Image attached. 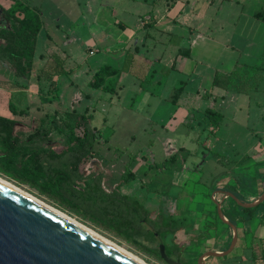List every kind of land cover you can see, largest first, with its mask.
Returning a JSON list of instances; mask_svg holds the SVG:
<instances>
[{
    "label": "rangeland",
    "instance_id": "1",
    "mask_svg": "<svg viewBox=\"0 0 264 264\" xmlns=\"http://www.w3.org/2000/svg\"><path fill=\"white\" fill-rule=\"evenodd\" d=\"M26 1L31 5L40 7L44 21V28L36 42L34 68L38 69L42 64V60L39 58L40 54H42L43 58L46 57L48 50H53L55 55L64 59L66 67L72 69L68 74L58 79L56 99L52 103H46L44 112L53 113L54 111L74 110L82 114L87 111L92 116L91 125L102 129L104 137L108 138L107 143L95 145V150L98 154L92 162V165L99 166L98 169L101 167L108 171V187L112 186L116 180L119 181L121 173L125 171L133 172L136 175V179L130 181L123 188L125 194L133 197L142 205L146 201L155 203L153 207L149 206L153 210L149 209V207L148 210L156 212L162 221L168 222L172 220L175 224L185 222L189 225L190 212H194V185L187 184L178 194L173 188L157 186L155 182L149 186L150 176L147 173L149 172L153 175H151V178L158 176L156 164L161 163L168 154L183 146L184 150L177 154L178 163L176 166L180 164L179 160L190 156L187 164L191 167V161L194 163L193 154L197 152V158H200V161L205 158L208 162L203 167L200 178L209 184L213 179L212 174L209 172L211 171V166L219 161V157L216 155L236 162L241 156L249 154L257 140L253 136L255 132L264 133V120L262 119L264 110L258 109V106L253 105L255 98L258 101L264 99L263 95L260 98L258 96L264 90V77L259 84V94L256 95L255 93V95L249 96L250 106L245 107L246 109L242 108L236 114L233 113V106L224 109V119L216 135L207 132V121L194 120V111L193 115H190L191 120L185 122L178 115V112L175 122L172 121L170 125L164 126L168 121V117L174 114L175 107L172 105L170 107L168 105L159 107L158 104L165 99L169 102L168 98L174 90L178 89L180 82H185V74L188 73H166L165 71L162 74L163 79L161 78L159 83H157V81L152 80L146 74L148 71L146 69L149 68L150 70V67H146V65L138 61L134 65L132 72H123L119 78L111 79L116 87V91L113 94L101 90H93L87 86L90 76L89 70L97 69L103 65H109L115 69L122 68L124 57H121L115 51H110L109 48L105 49L104 43L108 44V41H116L119 38L125 39L130 32H134V26L139 23L141 16L149 10L146 2L151 3L152 0H146V2L145 0ZM195 2H198V0ZM199 6L198 4V8H200ZM248 9L249 7L245 8V10ZM240 11V7L234 4L219 5L216 2L212 7L208 8L206 16L199 25L198 21H195L197 23H194V28L200 29L199 27H201L203 30L207 28V33L205 34L223 40L228 33H231L233 29L235 30L236 20ZM118 23H121L122 26H119ZM189 26H193L192 21L186 23V27ZM176 32L184 35V31L179 27H177ZM155 37L158 38L157 35ZM174 45V42L164 45L165 48L167 47L164 57L165 65H168V61L173 58L169 54ZM213 55L210 56L209 67L215 64V61L212 60ZM205 57L207 58V55ZM164 64L158 67L154 66V69L159 71ZM220 66L221 62L219 61L216 67L220 68ZM223 67L226 68L227 65ZM144 70L145 72H143ZM1 72L7 75V79H11V76L6 72ZM8 83L14 84L13 81H8ZM23 83L26 88L30 86H34L36 89L39 86L45 90L47 88V84L44 81L41 80L40 83L36 81L35 74L33 78ZM202 83L207 87L211 85L210 80H204ZM12 102H18V99L15 98ZM42 104L40 101L28 103L26 108L33 111L31 118L28 124H23V128L16 129L15 133L29 131L28 129L34 128L39 124L40 118L46 117L41 112L34 111V107ZM235 115L238 119H236ZM186 124H191L192 128L186 127ZM262 142L264 145V136ZM250 164L249 166H251ZM165 171L162 172L164 173ZM145 172L146 179H143L142 175ZM255 172V170L250 169V171H247L245 180L240 181L238 184L231 181L225 189L236 193L241 200H251L256 195V190L255 186L249 183L248 177L254 178L256 176ZM111 178L113 181L110 180ZM14 184L16 185V183ZM17 186L52 206L43 197H39L36 192L22 185ZM147 189L150 191L149 193ZM157 196L164 197L159 200L156 199ZM174 197H177V200ZM191 200L192 202H190ZM165 204L168 211L165 210ZM174 206L179 210L178 214L168 219L166 215L171 211L169 209ZM257 209H255V212H257ZM223 211L226 212V215H229L225 208ZM72 217L79 222L81 221L74 216ZM208 221L216 229L211 230L209 236L214 241H221L219 245L209 247V250H226L231 241L230 230H227V227L219 219L215 218ZM258 222L256 220L252 223L253 231L257 227ZM84 225L107 239L113 240L114 243L117 242L119 246L127 251L129 250L130 253L148 264H166L163 260L138 246L125 243L88 223ZM261 233L264 234V229L259 227L256 235L260 236ZM197 236L196 234H185L182 231H179L174 236L175 242L179 246H187L181 256L184 264H197L198 258L204 253L203 248L198 245L203 243V240L194 244V239ZM239 242L228 257L207 259L205 264H264L263 255L261 256V254L255 252L256 249L252 250V252L240 251Z\"/></svg>",
    "mask_w": 264,
    "mask_h": 264
},
{
    "label": "crops",
    "instance_id": "2",
    "mask_svg": "<svg viewBox=\"0 0 264 264\" xmlns=\"http://www.w3.org/2000/svg\"><path fill=\"white\" fill-rule=\"evenodd\" d=\"M195 1L196 0H152L151 3H147L145 0L146 4L149 6V10L146 14L141 16L139 23L134 26L133 29L135 31L130 32L125 39L117 37L119 40H111L108 41V44L104 43L105 45H103L105 49L109 48L110 51H115L121 57L123 56L124 59L126 53L132 54V66L130 70L125 73L132 72L134 70V65L138 61L146 65V67H150V70L149 68L146 69L148 70L146 74H148L152 80L157 81V83H159L161 78L163 79L162 74L165 73V71L166 73H188L185 74V82H180L178 87L182 89L178 104H169L170 102H167L166 99L160 101L158 104L159 107L161 105H168L169 107L172 105L175 107L174 114L168 117V121L164 126L167 124L170 125L172 121L175 122L178 112V115H180L185 122L189 121L192 119L190 115H193L194 111V120L201 119L204 122L207 121V132L216 135L220 125L218 130H214V126H212L207 117L204 116L205 110L214 109L221 114L223 120L225 113L224 109L233 106V113L236 114L241 111L242 108L251 105L249 100L250 95H255V93L258 95L260 92L259 84L264 77V22L256 19L254 15L264 10V0ZM216 2L219 3V5L234 4L239 6L241 10L236 20L235 30L233 29L231 33H228L223 40L205 34L207 33V28L204 30L201 29V27H199L200 29L194 28V23H197L195 21H198L199 25L206 16L208 8L212 7ZM198 4L200 8H198ZM0 6L3 9H8L11 6V2L8 0H0ZM246 7H249V9L245 10ZM188 21H192L193 26L186 27ZM8 24L9 23L0 15V26H8ZM118 25L122 26L121 23H118ZM177 27L184 31V35H181L180 32H176ZM236 32H238V34H236ZM156 35L158 38L155 37ZM172 42H174L175 45L171 48L172 51L169 55L173 58L168 61V65H165L164 57L167 47L165 48L164 45ZM183 43L185 44L183 45ZM187 52H189L188 57L186 56ZM46 54V57L43 58L42 54L39 55V58L42 60L40 68L51 56H55L53 50H48ZM212 54H214L212 60L215 61V64L211 66V68L208 65L210 64V56H212ZM205 55H207V58ZM219 61L221 62V66L217 68L216 65ZM162 64H164V66L159 71L154 69V66L158 67ZM226 65V68H222V66ZM99 68L88 71L90 76L87 83ZM140 69L139 71L142 70ZM38 70L39 68H34L33 74H37ZM66 70H69V68L66 67ZM215 71L219 75L229 76V83L225 90L212 86L213 77L216 73ZM143 72H145V70ZM122 73L123 72L117 77L119 78ZM33 76L34 75L30 78H33ZM60 77L53 78V81L56 83V92L48 97L49 103H52L56 99L57 81ZM204 80H210L211 85L208 87L204 86L202 83ZM37 89L34 86L21 88L11 85L8 83L5 75L0 73V117L17 122L14 133L16 129L23 128V124H28L33 111L26 107L29 102L40 101ZM260 94L261 95H258L259 98L262 95L264 96V90ZM15 98L18 99V102L13 103L12 101L13 99L15 100ZM256 99L257 98L254 99L255 102L253 101V105L258 106V109L264 110V99H260V101ZM9 103H13L17 114L10 112ZM166 108L168 109V107ZM45 109L46 103L34 107V111L41 112L43 116L52 114L50 112L45 113ZM42 119L44 118L39 119V123ZM236 119L238 118L236 117ZM262 119L264 120V117ZM38 126L39 124L34 128L28 129L29 131H22L15 134L24 138L32 133ZM186 127L191 129L192 125L186 124ZM253 136H255L257 140L252 146V150L249 154L238 158L239 160H236V162L229 161L222 156L216 155L219 157V161L216 160L218 163L211 166V171L209 172L212 174L213 179L209 184L208 182L202 181L200 178L203 167H205L208 162L205 158L200 161V158H197V152L193 154L194 163L191 161L193 165H191V167L187 164V160L190 156H187L180 160V164L175 166L173 168L174 170L168 169L164 173H160L153 178H151L153 176L151 173H147L150 176L149 186L155 182L157 186L173 188L178 194L187 184L194 185V212H190V231L185 234L198 235L196 239H194V244L196 242L200 243L203 240V243L198 245L200 248H203L204 252L223 251V249L209 250L211 247L221 243V241L212 240L209 236V232L215 229L208 221L216 218L215 201L220 203L221 210L227 219L237 222L238 242L240 241L239 250L243 252H252V250L254 251L256 249L255 252L264 256V234L261 233L260 236L256 235L259 227L264 229V200L257 207L253 208H258L257 212L254 210L249 214L242 211L245 208L239 207L232 199L223 194L224 191H228L242 203H252L261 196L264 190V145L262 144L264 133L255 132ZM181 150H184L183 146L179 147L175 152L173 151L168 154L166 159L173 154H178ZM249 164L251 166H249ZM95 167L98 169L99 166L96 165ZM250 169L256 171V176L254 178L248 177L249 183L255 186L256 195L253 196L251 200L244 201L241 200L236 193L226 190L225 187H227L231 181L238 184L240 181L245 180L247 171H250ZM98 170H101L104 174V188L107 191L116 189L120 179L119 181L116 180L112 186L108 187V171L101 167ZM133 174L135 175V173ZM142 176L143 179H146V172L143 173ZM110 180L113 181L112 178ZM125 187L126 185L121 188L119 187V192L123 195H127L123 192V188ZM149 192L148 190V193ZM163 197L164 196H157L156 199L160 200V198ZM174 198L177 200V197ZM190 202H192V200ZM148 203V201L143 203V206L147 210L150 205L153 207L155 204ZM166 208L167 206L165 204V210H167ZM224 208L229 215H226V212L223 211ZM149 209L151 208L149 207ZM169 210H171L169 213L179 211L175 206ZM195 210H198L196 211L198 214ZM151 213L154 215L156 214V212L153 211H151ZM256 220L259 222L253 231L252 223ZM182 232H186L185 229H183Z\"/></svg>",
    "mask_w": 264,
    "mask_h": 264
},
{
    "label": "trees",
    "instance_id": "3",
    "mask_svg": "<svg viewBox=\"0 0 264 264\" xmlns=\"http://www.w3.org/2000/svg\"><path fill=\"white\" fill-rule=\"evenodd\" d=\"M8 1L11 2L8 9L0 6V15L9 23L8 26H0V73H10L11 81L5 75L7 81H13L16 87L26 88L23 82L34 75V52L44 22L39 7L30 5L26 0ZM254 17L264 22V10ZM186 56H189V52ZM132 60V54L126 53L121 69L101 66L87 86L93 90L115 93L116 87L111 79L121 72H128ZM71 70H66L64 59L57 55L51 56L39 68L35 79L38 83L42 80L47 84L46 90L41 86L37 90L40 102H50L48 97L56 92L53 78L68 74ZM228 83V75L214 74L213 87L225 90ZM181 93V88L174 90L168 98L169 102L177 105ZM9 110L17 114L13 103H9ZM204 116L214 130H218L222 122L221 114L207 109ZM91 120L92 116L87 111L82 114L74 110L55 111L44 117L39 126L23 138L14 133L17 122L0 117V177L16 183V186L29 188L53 207L78 218L83 224L100 228L164 261L162 246L166 259L181 262L187 246H179L173 234L180 229L189 232L190 224L162 221L139 201L121 194L119 187L134 180L130 172L123 174L116 189L107 191L104 188V174L92 162L98 154L95 145L107 143L108 138L104 137L102 129L91 125ZM177 157V154L171 155L156 164L157 169L174 168L178 163ZM254 210L242 211L250 214ZM215 216L218 219L216 213ZM230 222L238 228L236 221Z\"/></svg>",
    "mask_w": 264,
    "mask_h": 264
},
{
    "label": "water",
    "instance_id": "4",
    "mask_svg": "<svg viewBox=\"0 0 264 264\" xmlns=\"http://www.w3.org/2000/svg\"><path fill=\"white\" fill-rule=\"evenodd\" d=\"M223 194L245 209L264 200V190L252 203H242L228 191ZM214 204L218 219L231 232V242L224 251L202 253L197 264L228 257L238 243L236 226L225 217L220 203ZM160 249L165 263L182 264L166 259ZM0 264L133 263L0 183Z\"/></svg>",
    "mask_w": 264,
    "mask_h": 264
},
{
    "label": "bare ground",
    "instance_id": "5",
    "mask_svg": "<svg viewBox=\"0 0 264 264\" xmlns=\"http://www.w3.org/2000/svg\"><path fill=\"white\" fill-rule=\"evenodd\" d=\"M0 183L7 186L8 188L12 189L13 191L17 192L18 194L22 195L26 199L30 200L31 202L35 203L39 207L43 208L53 216L59 218L60 220L64 221L65 223L69 224L70 226L74 227L75 229L81 231L82 233L86 234L87 236L91 237L92 239L98 241L99 243L103 244L104 246L108 247L112 251L116 252L120 256L124 257L125 259L129 260L133 264H148L143 261L141 258L135 256L134 254L130 253L129 250L127 251L125 248L118 245V243H114V241L107 239L106 237L100 235L95 230L91 229L90 227L80 223L73 217L67 215L66 213L56 209L55 207L51 206L50 204L44 202L43 200L33 196L31 193L26 192L22 188L16 186L12 182L0 177Z\"/></svg>",
    "mask_w": 264,
    "mask_h": 264
},
{
    "label": "flooded vegetation",
    "instance_id": "6",
    "mask_svg": "<svg viewBox=\"0 0 264 264\" xmlns=\"http://www.w3.org/2000/svg\"><path fill=\"white\" fill-rule=\"evenodd\" d=\"M166 170H168V169H166ZM156 171H157V175L158 174H160V173H163L162 171H159L158 169H156ZM163 171H165V170H163ZM126 172V171H125ZM125 172H123V173H121L120 174V181H121V177L123 176V174L125 173ZM131 173V172H130ZM133 176H134V179H135V175L133 174V173H131ZM155 175H156V173H155ZM120 181H119V183H120ZM133 181V180H132ZM119 183H118V185H119ZM127 185V184H126ZM123 186H125V185H123ZM123 186H120V188L121 187H123ZM133 198V197H132ZM178 214V212L177 211H175V212H173V213H169L168 215H166L167 217H171V216H173V217H175V215H177ZM229 220V219H228ZM230 221V220H229ZM236 229H237V227H236ZM183 229H180V230H178V231H176L173 235L175 236L176 235V233H178L179 231H182ZM186 233V232H185ZM231 242V241H230ZM229 247V246H228ZM224 251V250H223ZM182 260V259H181ZM207 261V260H206ZM206 261L204 262V264L206 263ZM182 262V261H181ZM182 264H184L183 262H182Z\"/></svg>",
    "mask_w": 264,
    "mask_h": 264
}]
</instances>
